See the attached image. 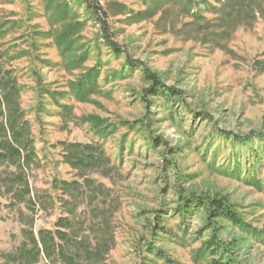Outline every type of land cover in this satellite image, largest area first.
I'll return each instance as SVG.
<instances>
[{
	"label": "rangeland",
	"instance_id": "1",
	"mask_svg": "<svg viewBox=\"0 0 264 264\" xmlns=\"http://www.w3.org/2000/svg\"><path fill=\"white\" fill-rule=\"evenodd\" d=\"M51 1L0 0V64L18 81L37 154L29 200L0 194V264H16L10 254L28 233L55 230L69 213L79 216L75 231L85 240L94 218L106 224L113 247L105 264H208L196 259L205 218L174 215L178 200L202 197L226 200L243 220L245 227L227 222L221 232L239 264H264V235L246 231L264 233V12L252 25L230 27L217 48L201 31L225 0H56L76 24L71 59L88 55L70 67L54 39L62 23L51 19ZM94 66L99 88L80 101L70 82ZM146 73L181 96L168 106L146 96ZM226 133L260 138L252 142L260 158ZM71 143L100 145L110 171L71 165ZM236 163L239 176L230 173ZM252 163L256 170L248 172ZM37 264L50 263L42 257Z\"/></svg>",
	"mask_w": 264,
	"mask_h": 264
},
{
	"label": "trees",
	"instance_id": "2",
	"mask_svg": "<svg viewBox=\"0 0 264 264\" xmlns=\"http://www.w3.org/2000/svg\"><path fill=\"white\" fill-rule=\"evenodd\" d=\"M61 3L52 0L48 4L51 19L62 23V28L57 32L54 29V39L59 45L58 47L64 50L61 51V55L64 62H67L65 63L66 66L68 63H70V67H73L74 64L81 65L83 58L88 55L86 53L82 55L76 54L71 59L72 42L76 40L74 37L76 24L66 22L67 19L63 13L66 11V7L62 8ZM188 4H191L190 1H188ZM214 11L219 14V17L214 22L206 19V23L203 25L205 28H202L203 31L201 33L204 32L205 39L214 47L224 48L221 39L225 35L229 36L231 34L230 27L234 29L239 25H252L257 18V14L264 12V0H225L221 7H214ZM91 12L97 13L95 5H92ZM1 32L2 30H0V36ZM102 32L105 34L103 40L105 42L111 41L106 30V24L105 27L104 24L102 25ZM114 51L117 55L122 54L119 48L115 47ZM127 65L129 66V71L132 70L134 64ZM129 71L125 70L124 72L129 74ZM100 73L99 66L86 68V71L78 76L77 79L70 82L73 96L83 102L92 100L91 94L99 88ZM144 77L150 82V86L145 90L146 96L163 101L166 106L181 96L180 91L166 87L154 74L146 73ZM20 93L16 78L8 70L4 69L3 64H0V115L3 118L0 123V168L5 169V173H0V194L10 197L14 202L24 203L32 195L28 172L33 168L37 154L30 124L25 119L20 106ZM61 107L64 110L63 113L68 115L69 106L61 103ZM87 119L96 128V131L100 133L105 131L104 128L106 127L100 125L97 117L89 116ZM223 136L228 140H232V143L240 147V150L246 149L248 151L249 149L255 151L257 148L254 145L255 143H253L256 148L253 149L252 142H259L260 139L252 135L240 137L229 133ZM153 140L156 146H160L163 143L159 137ZM67 149L66 161L71 165H80L91 170L102 167L103 171H110V163H107L108 159L100 145L71 143L67 145ZM261 151L262 148L257 149L253 154L254 157L260 158ZM240 170V163H236V168L231 169L230 173L239 176L238 172ZM255 170V164L252 163L248 172H255ZM174 215L183 220L194 218L198 215H201V218H205L204 228L196 232L197 238L201 239L196 259L206 260L208 264H239L234 257L232 247L230 248L231 243L222 237L221 232L228 229L227 222H232L241 228L245 227V225L239 214L233 209V206L226 200L206 197L195 201L181 199V201L178 200L177 206L174 207ZM78 220V215L74 217L69 213L67 217H64L58 223V227L55 230L39 229L37 234L34 232L28 233L30 239L23 242L16 250V253H11V258L16 264H37L42 257L50 264H105L106 256L113 247L109 244L113 238L106 231V224H103L102 220L94 218L92 224L96 225L89 231V233H94V235L85 240L79 238L78 233L75 231L76 227H78ZM157 230H160V228L158 227ZM246 231L249 233L254 231L259 233V236L264 235V233H260L262 231H256L254 228H248ZM205 232L209 233L206 238L204 237ZM148 246H150L151 255L165 260V262L168 261L167 256L161 250L151 244H148Z\"/></svg>",
	"mask_w": 264,
	"mask_h": 264
}]
</instances>
